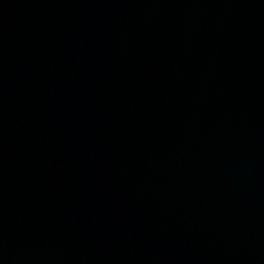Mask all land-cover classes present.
<instances>
[{
	"label": "water",
	"instance_id": "1",
	"mask_svg": "<svg viewBox=\"0 0 264 264\" xmlns=\"http://www.w3.org/2000/svg\"><path fill=\"white\" fill-rule=\"evenodd\" d=\"M0 264H264V0H0Z\"/></svg>",
	"mask_w": 264,
	"mask_h": 264
}]
</instances>
